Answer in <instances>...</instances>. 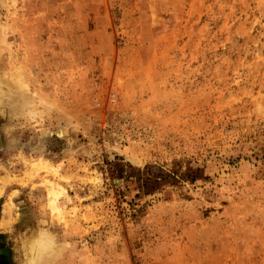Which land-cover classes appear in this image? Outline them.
I'll use <instances>...</instances> for the list:
<instances>
[{"label": "rangeland", "instance_id": "rangeland-1", "mask_svg": "<svg viewBox=\"0 0 264 264\" xmlns=\"http://www.w3.org/2000/svg\"><path fill=\"white\" fill-rule=\"evenodd\" d=\"M264 264V0H0V264Z\"/></svg>", "mask_w": 264, "mask_h": 264}, {"label": "clouds", "instance_id": "clouds-1", "mask_svg": "<svg viewBox=\"0 0 264 264\" xmlns=\"http://www.w3.org/2000/svg\"><path fill=\"white\" fill-rule=\"evenodd\" d=\"M54 254V245L46 240L42 234H38L28 244L27 264H46V260Z\"/></svg>", "mask_w": 264, "mask_h": 264}]
</instances>
